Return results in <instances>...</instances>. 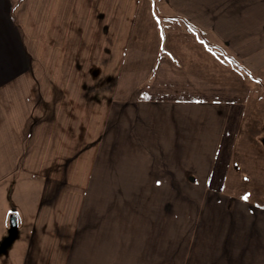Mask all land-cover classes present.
Listing matches in <instances>:
<instances>
[{"label":"crops","instance_id":"obj_1","mask_svg":"<svg viewBox=\"0 0 264 264\" xmlns=\"http://www.w3.org/2000/svg\"><path fill=\"white\" fill-rule=\"evenodd\" d=\"M190 27L264 67V0H0V250L14 202L26 230L4 264L15 250L14 264H109L70 245L107 139L110 90L127 68L171 90L164 74L182 72ZM200 105L138 97L134 122L145 121L156 144L158 108L182 121L198 119L187 107Z\"/></svg>","mask_w":264,"mask_h":264},{"label":"rangeland","instance_id":"obj_2","mask_svg":"<svg viewBox=\"0 0 264 264\" xmlns=\"http://www.w3.org/2000/svg\"><path fill=\"white\" fill-rule=\"evenodd\" d=\"M192 31L182 72L164 74L171 90L132 68L110 90L107 139L70 245L76 256L109 264H264V67L247 65L212 32ZM138 97L205 105L187 107L201 116L182 121L158 108L155 144L147 123L134 122ZM14 204L11 215L20 218ZM5 227L2 248L21 242L22 218L16 229ZM7 246L0 264L8 262L1 257Z\"/></svg>","mask_w":264,"mask_h":264},{"label":"water","instance_id":"obj_3","mask_svg":"<svg viewBox=\"0 0 264 264\" xmlns=\"http://www.w3.org/2000/svg\"><path fill=\"white\" fill-rule=\"evenodd\" d=\"M9 223H10L11 229H13V230L16 229V216L11 215Z\"/></svg>","mask_w":264,"mask_h":264},{"label":"snow or ice","instance_id":"obj_4","mask_svg":"<svg viewBox=\"0 0 264 264\" xmlns=\"http://www.w3.org/2000/svg\"><path fill=\"white\" fill-rule=\"evenodd\" d=\"M242 199L247 201L248 200V196H243Z\"/></svg>","mask_w":264,"mask_h":264}]
</instances>
